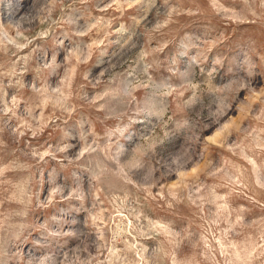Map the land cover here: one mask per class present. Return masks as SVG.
<instances>
[{"label":"rangeland","instance_id":"obj_1","mask_svg":"<svg viewBox=\"0 0 264 264\" xmlns=\"http://www.w3.org/2000/svg\"><path fill=\"white\" fill-rule=\"evenodd\" d=\"M0 264H264V0H0Z\"/></svg>","mask_w":264,"mask_h":264}]
</instances>
